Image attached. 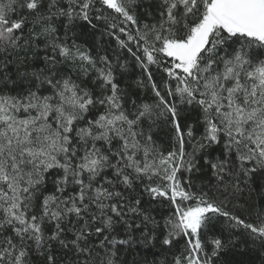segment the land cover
Listing matches in <instances>:
<instances>
[{"label": "snow or ice", "instance_id": "snow-or-ice-1", "mask_svg": "<svg viewBox=\"0 0 264 264\" xmlns=\"http://www.w3.org/2000/svg\"><path fill=\"white\" fill-rule=\"evenodd\" d=\"M236 248L264 264V0H0V264Z\"/></svg>", "mask_w": 264, "mask_h": 264}, {"label": "trees", "instance_id": "trees-1", "mask_svg": "<svg viewBox=\"0 0 264 264\" xmlns=\"http://www.w3.org/2000/svg\"><path fill=\"white\" fill-rule=\"evenodd\" d=\"M82 39H89V37L85 36L82 37ZM132 72L134 73L135 69H132ZM126 79L128 80L129 85H131V81L135 79V76L130 74L128 77H126ZM130 90L139 92V90L135 89L134 86H132ZM154 251H157V249H152V251H142L140 248H135L134 250H130L128 252L127 259L131 261L135 253H139V255L135 257L136 259H141L144 256H147L148 259H152V252ZM223 259L227 262V264H261L260 252L255 248L243 252L240 248L233 249L229 251L227 255L223 257Z\"/></svg>", "mask_w": 264, "mask_h": 264}]
</instances>
